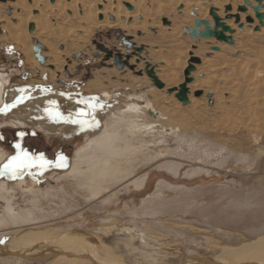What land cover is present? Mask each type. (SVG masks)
<instances>
[{
    "label": "bare ground",
    "instance_id": "bare-ground-1",
    "mask_svg": "<svg viewBox=\"0 0 264 264\" xmlns=\"http://www.w3.org/2000/svg\"><path fill=\"white\" fill-rule=\"evenodd\" d=\"M248 1L253 7L257 6L254 0ZM242 5H244L243 0H165L163 2L160 0H54V2L52 0H6L5 4H0V29L6 32L2 42L13 46L15 51L23 54L24 68L29 69L33 73L32 76L37 78L48 76V81L40 82L46 85L47 82L55 81L58 74L66 72V68L70 72L74 66V63L69 64L70 57L85 49L88 38L94 30L114 24L115 22H110V17H114L116 22L128 31L123 38L128 49L119 50L117 64L122 65L123 63L119 62L122 59L126 63L125 68L131 69L136 57L132 56L130 50H136L139 58H136L139 62L137 69L143 64L145 73L153 74L164 85L163 89H159L162 90L160 93L173 89V94L177 97L184 87L190 101L189 108L197 109L200 106V101L193 97L197 92H203L204 95L208 94L213 96V99H217V110L223 109L226 103L223 95L229 89L233 91L235 103H242L245 97L240 93L241 89L249 83L253 84L251 87L254 93L247 102L253 112L250 120L248 119L250 124L244 122L240 124L259 136L264 131V104L259 102L260 99L257 98L256 93L264 87L263 68L260 70L257 65L259 62L256 64L254 61L256 66L251 63L252 66L245 61L244 63L232 59L229 54L240 50L250 56L256 42L258 40L264 42V20L263 25H260L258 19H255L252 8H248L246 13H238V8ZM128 6L132 9H128ZM227 6L232 8L229 13H225ZM179 7L180 10L177 11ZM9 9H12L11 17L6 15ZM211 10H214L222 24L232 31V33L225 32V36L232 39L233 44L219 41L216 44L210 39V44L204 41L199 42L196 50L192 52L193 55L189 54L191 45H194L195 41L190 42L188 35L184 36V29H192L196 20L209 21L214 27V21L210 17ZM177 13L181 15L177 16ZM260 13L264 14V8ZM100 16L103 17L101 21L98 20ZM236 16H240L239 21ZM139 17L142 21H138ZM171 17H174L173 26L167 31L169 34L163 35L174 49L176 53L173 54L174 57L163 58L164 56H161L158 50L148 53L134 45L136 41L132 40L134 38L132 30L146 31L149 26L160 28L161 21ZM249 18L252 21H249ZM30 25H34L33 31L29 30ZM240 27L242 32L239 33ZM35 39H37L36 43ZM234 39L238 40L234 41ZM226 44L235 45L227 48ZM36 46L41 47L40 56L43 62H39L36 58L34 52ZM60 46H64L63 51L58 50ZM213 48L217 50L214 51ZM103 52L108 54L104 49H102ZM201 55L213 57L205 58L203 68H197L192 62ZM155 62L163 66L156 68ZM187 66L195 67V69L193 72H188L185 76L187 82H184L185 79L181 74ZM35 71H38V74ZM230 71L234 73L232 81L228 73ZM150 80L153 82L152 78ZM6 81H8L7 77H0V103L5 105L17 93L7 85ZM104 84L102 80H98L96 83L88 84L85 89V91L95 90L102 94L98 104H94L95 108L89 107V112L92 113V118L94 117V128L91 131L85 124L71 123V120L77 118V111L75 112L72 108L66 111L63 110L64 107L61 109L55 105L50 112L43 113L40 105L45 101L44 98L27 102L13 111L11 126L18 128L30 123L49 137L74 141L77 136H82L84 143L76 151V158L68 166L49 174L53 181L60 179L69 181L67 185L74 193H69L65 187L53 189L52 185L41 189L36 184L26 189L25 185L28 184L24 181L0 179V203H2L0 204V262L9 261L15 264L32 263V261H37L39 264H264V235L261 234L250 242L244 241L243 244H237L238 246L235 247L221 246L211 240H207L206 243L200 242L198 238H190L176 230H171L168 238L159 237L153 232L161 224L157 225L153 219H150L158 213L149 208L151 205L147 203L143 205L140 214L139 212L132 214L131 220L127 221L132 226H124L122 221L113 219L103 224V228L108 229L97 234L96 237L82 229H59L64 220L82 215L85 209L79 201L80 198L91 202L93 200L108 202L112 198L115 199L116 188L127 182L139 189L143 188L149 171L156 165L166 164L165 167L171 165L170 168H177L179 164L178 161H172L171 158L160 153L161 150H167L168 153L169 147H166L168 142L163 138L166 133L161 130L159 131L161 133L157 132L155 126L158 124L162 128H168V124L175 118V113L166 108V102H161L159 95L155 94L156 86L151 88L149 85V91L138 92L134 88H131L132 91L122 89L118 82L109 86ZM120 90L123 92L118 93ZM116 94L118 95L115 96ZM176 125L178 124L175 123ZM185 128L187 129V125ZM154 139L159 143L157 146L151 143ZM10 159L5 151L0 150V168ZM156 159L157 163H155ZM157 198L162 201L165 199L162 190H158L153 197L154 200ZM89 210L91 211L90 208ZM49 227L59 230L55 232ZM104 234L108 236L104 238Z\"/></svg>",
    "mask_w": 264,
    "mask_h": 264
},
{
    "label": "rangeland",
    "instance_id": "rangeland-1",
    "mask_svg": "<svg viewBox=\"0 0 264 264\" xmlns=\"http://www.w3.org/2000/svg\"><path fill=\"white\" fill-rule=\"evenodd\" d=\"M5 3L6 0H0V4ZM179 10L180 7L177 11ZM11 11L12 9H9L6 12L8 17L12 16ZM180 15V13H177V16ZM173 19L174 17L167 19L170 22L169 26H164L162 20L161 29L149 26L146 31L132 30L134 37L132 40L136 41L134 45L137 48H143L144 52L148 51V53L152 50H158L160 55L164 56L163 58L174 57L176 54L174 49L171 48L168 39L164 38L165 34H169L167 32L169 28L173 26ZM255 19L257 20L256 17ZM98 20H103V17H98ZM138 21H142V18L139 17ZM110 22L115 23L94 30L88 38L85 49L70 57L69 64L74 63L70 72L66 68V72L58 74L55 81L47 82L46 85H42L40 82L48 81V76L44 75L42 78L32 76L33 73L24 68L23 54L20 51H15L13 46L5 45L2 42L6 32L2 28L0 29V77H7V85L15 93L17 92L8 104L0 103V150L5 151L10 158L19 155L23 150L37 161L36 166L27 168L16 175L10 173L0 175L1 180L24 181L28 184L25 185L26 189L36 184L41 189H46L52 185L53 189L65 187L69 193H74L71 187L67 185L69 181L65 179L53 181L49 174L63 169L76 158V151L83 146V137L77 136L74 141H65L59 137H49L37 126L30 123L18 128L11 126L13 111L17 110L18 107L27 104V102L44 98L45 101L40 105L43 113L50 112L55 105L61 109L64 107L63 110L66 111L72 108L75 112L77 111V114L81 110L89 112L88 105L98 104L102 94L97 93L95 90L85 91V89L88 84L96 83L98 80H102L105 86L118 82L122 89L131 91V88L138 92L141 90H144V92L149 91V85L154 88V83L151 82L150 76L145 73L143 64L141 68L137 69L139 62L136 60L138 58L136 50H130L132 56L135 55L136 57L134 66L130 67L132 70L125 68L126 63L122 59L119 62L123 63V69L118 68L117 56L119 52L122 49H128L123 41L128 31L116 22V18L110 17ZM61 27L64 28L62 25ZM238 30L239 33L242 32L241 27ZM188 38L190 42L195 41L194 45H191L192 48L189 54L196 50V45L199 42L204 41L208 44L211 42H209L210 39H199L197 41L189 35ZM212 41L216 44L219 43L216 39H212ZM36 42L37 39H35ZM190 42H188L189 45ZM234 45L226 44L225 47L231 48ZM263 48L264 42L258 40L250 56L239 50L229 54V57L241 62L245 61L247 64L252 63L254 66H256L255 62L256 64L259 62L258 67L260 70L263 68L264 71ZM102 49L106 50L108 54L102 53ZM58 50L63 51L64 46L58 47ZM208 57L213 56L201 55L200 59H194L192 64L197 68H203V61ZM246 57L247 59H245ZM258 58L263 62L257 60ZM154 65L156 68L163 66L158 62H155ZM195 67L187 66L181 74L183 79L189 71L193 72ZM135 70L138 71L135 72ZM35 73L38 74V71H35ZM228 73L230 80L233 79L234 73L231 71ZM184 82H187V79ZM252 85L249 83L241 89L240 93L244 95L245 101L239 104L234 101L233 91L231 89L227 90L223 95L226 103H224L222 110L216 109L217 99H213V96H208V94L204 95L203 92H197V95L193 96L194 99L200 101V106L197 109H192L189 108L190 105L185 106L177 99L173 94V89L169 92L166 90L164 93H160L162 90L155 87V94L159 95L161 102H166L165 107L175 113V118L168 124V128H162L158 124V126H155L157 132L161 130V132L166 133L163 138L168 142H166V147H169L168 153L167 150H161L160 153L171 158L172 161H178V169L170 168L171 165L165 167L166 164L156 165L149 171L143 188L139 189L130 182L123 184V186L120 185L116 188V197L110 200L111 203L103 200H93L91 202L85 198H80L79 201L85 209L82 215L64 220V223L61 222L59 229H82L91 236L96 237L97 234L99 235L102 231L108 229L103 227L113 219L122 221L124 226H132L127 221L131 220L132 214H138V212L140 214L143 205L147 203L151 205L149 208L158 213L157 216L150 219H153L157 225L161 224L153 232L159 237L168 238L169 232L176 230L190 238H198L200 242L206 243L207 240H211L221 246L235 247L238 246L237 244H243L244 241L250 242L261 236V234L264 235V131L259 136L254 135L240 124L243 122L250 124L249 120L253 112L247 102L254 93ZM124 86H127L128 89ZM122 92L121 90L118 91V93ZM256 94L258 95L257 98L260 99L259 102L261 101V104H264V87H261L259 93ZM175 123L178 125L175 126ZM85 125L89 131L93 130L92 116L88 117V123ZM186 125L187 129L185 128ZM179 133L183 138L178 136ZM154 141L151 142L152 145L157 146L158 141L155 139ZM17 145L20 147L17 148ZM40 157L50 161L51 164L41 168L39 166ZM61 157H63V166H58L61 163ZM155 163H157V159ZM5 164H2L0 172H4L3 166ZM57 182L59 183L57 184ZM158 190H162L165 196L163 201L159 198L153 199ZM130 210L131 214L129 213ZM112 212L114 213L112 214ZM49 229L55 230V232L59 230L50 227ZM105 236L108 235L104 234L103 237L106 238ZM37 263V261H32V263L23 264ZM0 264L15 263L6 261L0 262Z\"/></svg>",
    "mask_w": 264,
    "mask_h": 264
},
{
    "label": "water",
    "instance_id": "water-1",
    "mask_svg": "<svg viewBox=\"0 0 264 264\" xmlns=\"http://www.w3.org/2000/svg\"><path fill=\"white\" fill-rule=\"evenodd\" d=\"M244 5L238 8V13H246L248 8H252L256 18L258 19L260 25H263V20H264V14L260 13L261 9L264 8L263 2L264 0H254L257 3L256 7H253L252 3L248 0H243ZM54 2V0H52ZM128 9H132L131 6H128ZM232 10L230 6H227L225 9V13H229ZM210 17L213 19L215 26L212 27L211 23L209 21H198L196 20L194 22V27L192 29H184V35H189L192 39H216L219 42H226L233 44V40L225 36V32H230L232 31L225 27L222 22L220 17L215 13L214 10L210 11ZM237 21L240 20V16H236ZM249 21H252L251 18L248 19ZM164 26H169L170 22L167 19L163 20ZM221 29V31H220ZM30 31L34 30V25H30L29 27ZM214 51L217 50V48H213ZM143 51V50H140ZM34 52L36 54V58L39 60V62H43V58L40 56L41 53V47L36 46L34 48ZM119 69H122L123 66L121 64H117ZM150 78H152L154 85L158 89H163L164 85L156 78L154 77L153 74H148ZM199 96V95H198ZM177 99L183 104V105H188L189 104V99L187 96V91L184 87H182V91L180 94L177 96Z\"/></svg>",
    "mask_w": 264,
    "mask_h": 264
},
{
    "label": "snow or ice",
    "instance_id": "snow-or-ice-1",
    "mask_svg": "<svg viewBox=\"0 0 264 264\" xmlns=\"http://www.w3.org/2000/svg\"><path fill=\"white\" fill-rule=\"evenodd\" d=\"M90 108H95V105L89 104L88 105ZM92 116L91 112H85L84 110H81L78 114H77V118L71 120V123H76V124H86L88 123V117ZM59 118V117H57ZM94 120V117H93ZM17 148H19L20 146L17 145ZM61 159V163L58 166H63V157L60 158ZM51 162L50 161H46L43 159V157L39 158V166L41 168H44L48 165H50ZM37 165V161L30 157L29 154L27 152H24L23 150H21L20 154L17 156L12 157L8 163H6L3 168H4V172H0V175H3L5 173H10L12 175H16L20 172H22L23 170L27 169V168H31Z\"/></svg>",
    "mask_w": 264,
    "mask_h": 264
}]
</instances>
